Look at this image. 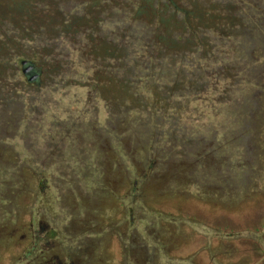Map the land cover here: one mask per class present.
Wrapping results in <instances>:
<instances>
[{"label":"rangeland","instance_id":"1","mask_svg":"<svg viewBox=\"0 0 264 264\" xmlns=\"http://www.w3.org/2000/svg\"><path fill=\"white\" fill-rule=\"evenodd\" d=\"M52 257L264 264V0H0V264Z\"/></svg>","mask_w":264,"mask_h":264},{"label":"flooded vegetation","instance_id":"2","mask_svg":"<svg viewBox=\"0 0 264 264\" xmlns=\"http://www.w3.org/2000/svg\"><path fill=\"white\" fill-rule=\"evenodd\" d=\"M20 63H21V65H23L22 71L25 72L26 74H30V76H29L30 79H32L36 76V74L33 73V71H32V65L28 59L21 58ZM39 230L44 232V233L47 232V230L45 229V226L42 224H39ZM44 242L47 243L46 241H44ZM193 244H194V246H189V247L182 246V248L178 247V251L182 255H188V254L194 253L196 250V253L194 255V257L196 258V254H198L197 256H199L201 252L197 250L196 244L195 243H193ZM40 264H63V263L59 259H57L56 257H52V258H47L43 262H40ZM67 264H74V261L70 259L67 262Z\"/></svg>","mask_w":264,"mask_h":264}]
</instances>
